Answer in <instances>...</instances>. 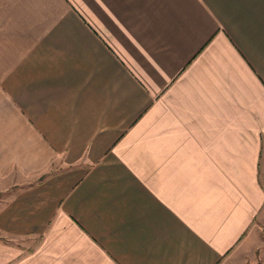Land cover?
<instances>
[{
  "label": "crops",
  "instance_id": "1",
  "mask_svg": "<svg viewBox=\"0 0 264 264\" xmlns=\"http://www.w3.org/2000/svg\"><path fill=\"white\" fill-rule=\"evenodd\" d=\"M262 176L264 0H0V264H239Z\"/></svg>",
  "mask_w": 264,
  "mask_h": 264
},
{
  "label": "rangeland",
  "instance_id": "2",
  "mask_svg": "<svg viewBox=\"0 0 264 264\" xmlns=\"http://www.w3.org/2000/svg\"><path fill=\"white\" fill-rule=\"evenodd\" d=\"M262 175V174H261ZM261 183L264 182V177H260ZM8 195V194H7ZM7 195H0V200L6 199ZM254 244L253 254L251 252L250 256L248 255L245 260L240 261L239 264H264V240L261 238Z\"/></svg>",
  "mask_w": 264,
  "mask_h": 264
}]
</instances>
